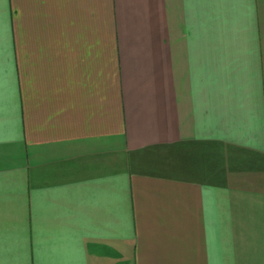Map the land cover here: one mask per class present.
<instances>
[{
  "label": "crops",
  "instance_id": "1",
  "mask_svg": "<svg viewBox=\"0 0 264 264\" xmlns=\"http://www.w3.org/2000/svg\"><path fill=\"white\" fill-rule=\"evenodd\" d=\"M0 264H264V0H0Z\"/></svg>",
  "mask_w": 264,
  "mask_h": 264
}]
</instances>
